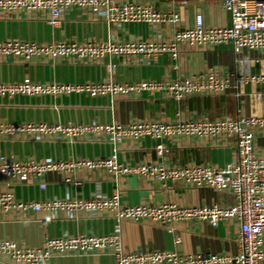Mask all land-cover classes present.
<instances>
[{"label":"crops","instance_id":"0c3cea01","mask_svg":"<svg viewBox=\"0 0 264 264\" xmlns=\"http://www.w3.org/2000/svg\"><path fill=\"white\" fill-rule=\"evenodd\" d=\"M117 2H145L159 10H171L181 15V28H191L198 16L208 27L230 26L231 14L222 0H115ZM174 28L145 23L110 24L105 18L82 8H72L62 15L59 26L48 23L46 15L0 11V41L18 39L50 42L59 40L98 41H161L169 40ZM218 71L229 86L214 96H194L176 100L163 92H143L138 96H62L28 97L0 96V122L91 124L176 121L198 118L217 119L225 116L263 117L264 50L236 51L232 45L179 47L177 56L170 52L157 55L149 62L133 58L107 56L100 62H80L77 59L23 62L14 58L0 60V83H14L30 78L47 82H105L114 80L134 83L143 80L175 81L193 77L200 72ZM249 76L247 81L244 79ZM256 153L264 157V130H255ZM160 141L146 137L128 139L119 146V160L125 164L160 162L169 166L188 164L225 166L237 160L234 136L218 138L180 137L163 141L168 152L159 156ZM113 153V145L105 138L91 136L70 142L69 139L33 141L21 137L0 140V157L24 161L54 157L57 160L94 159ZM74 178L81 185L64 182L61 173L46 176L47 188L41 190L37 182H17L0 176V192L12 191L26 202H42L56 198L87 199L96 192L111 197L119 192L127 205H157L175 203L179 206L219 205L230 207L238 202L231 191L210 187H191L180 182L160 181L143 176L115 178L106 170L77 169ZM99 188V190H96ZM118 233L126 252L171 250L179 254L213 253L236 255L240 251L238 220L220 221L216 225L199 219L183 220L166 225L143 221L121 224L112 216H91L82 212L68 217L62 212L46 211L5 213L0 210V240L9 239L28 248L42 246L48 238L77 234L107 235ZM50 264H117L109 251L84 255L54 256ZM0 264H15L8 257H0Z\"/></svg>","mask_w":264,"mask_h":264},{"label":"built area","instance_id":"2783aa9c","mask_svg":"<svg viewBox=\"0 0 264 264\" xmlns=\"http://www.w3.org/2000/svg\"><path fill=\"white\" fill-rule=\"evenodd\" d=\"M231 14L230 26L208 27L198 16L191 28H181V15L171 10H159L145 2L115 0H0V11L25 12L29 15H46L48 23L60 25L62 15L72 8H82L105 18L110 24L126 25L145 23L151 26L167 25L174 28L169 40L161 41H98L59 40L50 42L8 39L0 41V60L14 58L23 62L49 61L57 58L77 59L80 62H100L107 56L133 58L149 62L157 55L170 52L177 56L179 47L232 45L236 51L264 50V0H222ZM250 78L247 76L244 81ZM264 80V76L251 77ZM228 81L216 70L203 71L193 77L175 81L143 80L121 83L105 82H47L39 83L25 78L14 83H0V96L62 97L85 95L138 96L149 92L182 100L194 96H214L228 88ZM264 130L263 117L225 116L217 119L198 118L176 121L135 122L130 124L94 122L79 123H7L0 122V140H16L21 137L33 141L69 139L70 142L95 136L105 138L113 145V153L94 159L78 158L57 160L54 157L19 161L0 157V176L17 182H37L41 190L47 188L46 176L61 173L64 182L79 186L74 178L77 169L106 170L115 178L143 176L154 178L165 186L168 181L180 182L191 187H210L231 191L238 202L230 207L219 205L179 206L175 203L157 205H127L120 200L119 192L111 197L94 193L87 199L74 197L56 198L45 203L26 202L6 190L0 192V210L5 213L31 211L62 212L68 217L86 212L91 216H112L120 224L125 221H143L166 225L183 220L199 219L212 225L220 221L238 220L240 251L236 255L195 253L179 254L171 250H145L126 252L118 233L107 235L77 234L68 237L48 238L42 246L28 248L9 239L0 240V257L6 256L15 264H50L54 256L84 255L109 251L117 264H264V157L255 150V130ZM234 136L237 160L225 166L188 164L169 166L150 162L129 165L119 160V146L128 139L149 137L160 141L159 156L168 152L163 141L180 137L218 138ZM96 190H99L97 188Z\"/></svg>","mask_w":264,"mask_h":264}]
</instances>
